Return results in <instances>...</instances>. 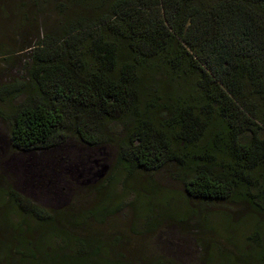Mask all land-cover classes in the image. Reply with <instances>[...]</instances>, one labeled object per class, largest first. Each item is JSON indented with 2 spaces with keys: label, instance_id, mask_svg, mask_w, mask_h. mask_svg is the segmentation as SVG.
Wrapping results in <instances>:
<instances>
[{
  "label": "trees",
  "instance_id": "1",
  "mask_svg": "<svg viewBox=\"0 0 264 264\" xmlns=\"http://www.w3.org/2000/svg\"><path fill=\"white\" fill-rule=\"evenodd\" d=\"M71 1L76 19L32 51L30 93L9 132L14 148L41 153V173L58 184L60 174H80V161L67 157L71 139L87 155L114 143L125 185L175 162L188 198L232 196L264 212V0ZM9 198L75 240L73 254L34 264H124L53 228L71 223L69 205L47 212Z\"/></svg>",
  "mask_w": 264,
  "mask_h": 264
},
{
  "label": "rangeland",
  "instance_id": "2",
  "mask_svg": "<svg viewBox=\"0 0 264 264\" xmlns=\"http://www.w3.org/2000/svg\"><path fill=\"white\" fill-rule=\"evenodd\" d=\"M75 11L71 0H0V264L52 262L56 254H73L77 248L75 240L65 242L17 209L11 193L47 212L69 205L71 223L59 221L53 228L78 241L89 239L102 260L264 264V212L232 196L224 201L188 198L175 162L137 171L125 185L116 144L87 155L90 150L71 139L67 157L80 161V174H60L58 185L41 173L42 163L35 158L41 153L30 156L11 144L12 117L30 93L32 51L45 35H59L76 19ZM113 130L108 132L122 136ZM100 185L104 188L95 190Z\"/></svg>",
  "mask_w": 264,
  "mask_h": 264
}]
</instances>
